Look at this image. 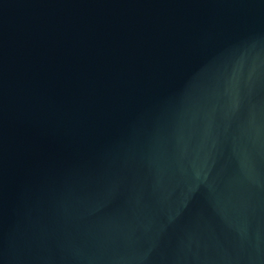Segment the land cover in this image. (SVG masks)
<instances>
[{"label":"water","instance_id":"water-1","mask_svg":"<svg viewBox=\"0 0 264 264\" xmlns=\"http://www.w3.org/2000/svg\"><path fill=\"white\" fill-rule=\"evenodd\" d=\"M0 264H264V0H0Z\"/></svg>","mask_w":264,"mask_h":264}]
</instances>
